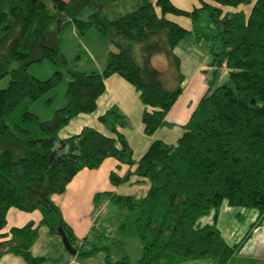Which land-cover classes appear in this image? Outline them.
Segmentation results:
<instances>
[{"label": "trees", "instance_id": "16d2710c", "mask_svg": "<svg viewBox=\"0 0 264 264\" xmlns=\"http://www.w3.org/2000/svg\"><path fill=\"white\" fill-rule=\"evenodd\" d=\"M219 6L250 5L243 11L225 13L198 0L200 6L181 10L169 0H0V257L10 254L23 264H41L30 254L39 227L59 239L60 229L76 258H88L102 248L84 250L71 228L62 220L50 197L82 169L94 170L111 158L127 170L119 177L109 172L111 186L145 181L147 189L139 199L96 193L97 203L107 199L128 210H136L133 227L141 243L139 258L123 256L104 264H181L204 260L228 264L264 221V0H208ZM252 1V2H251ZM125 7V8H124ZM205 10L215 33L205 36L215 81L224 68L225 80L208 81L183 133L173 143L153 140L136 160L117 128L124 118L110 108L97 118L109 135L93 128L58 140V132L79 114L95 110L103 93V80L116 75L137 93L142 104V132L151 136L163 126L164 116L181 93L176 44L188 33L166 15L196 21ZM72 27L78 34L94 30L114 47L105 57L100 72L66 69L59 45L60 34ZM136 45L138 56L130 48ZM161 55L174 75L171 89L165 88L163 71L150 65ZM47 59L52 74L38 80L27 67ZM63 71V73L61 72ZM67 77L64 103L49 121H38L22 107L38 100ZM213 82V83H212ZM51 97L44 103L49 104ZM62 149L57 154L54 147ZM254 210L256 216L233 245H227L215 223L221 204ZM36 211L39 220L1 230L8 209ZM211 215L209 224L201 217ZM102 235V234H97ZM84 240V239H83Z\"/></svg>", "mask_w": 264, "mask_h": 264}, {"label": "crops", "instance_id": "0c3cea01", "mask_svg": "<svg viewBox=\"0 0 264 264\" xmlns=\"http://www.w3.org/2000/svg\"><path fill=\"white\" fill-rule=\"evenodd\" d=\"M169 1L171 2V0ZM171 4L174 5L172 2ZM109 51H113V49ZM176 57L181 66L179 56L176 55ZM209 64L210 57L207 51L202 55H197L195 50H192L191 56L188 58L190 71H184L183 74L188 78V81L185 85L181 82V93L164 116V125L156 129L151 136H146L142 132L140 114L143 107L137 98V93L125 81L113 74L103 80L104 91L97 98L94 110L97 113L88 115L92 117L84 114L75 116L74 119H71L75 120L73 125L65 131L63 138L58 136V140L77 134L82 127H90L102 135H109L108 130L98 122L97 118L103 115L106 110L115 108L126 122L123 127L117 128V130L127 141L134 161L145 152L153 140L173 144L183 133L182 126L187 122L200 97L206 92L203 71L206 69L213 71L214 69ZM206 65H208V68H206ZM103 67L104 63H101L89 72H100ZM220 71L223 72L221 69ZM216 83L219 84L218 81ZM69 122L66 126L69 125ZM54 149L57 154H60L62 148L55 144ZM131 169L126 165L118 164L111 158H107L97 169H82L78 171L65 186L63 193L54 194L50 197L52 203L59 209L62 220L71 228L78 243H81L82 239L86 238L91 231L103 234L104 230H106L105 220H102L101 217L107 218L109 210L106 207L110 202L104 198L94 203L92 198L96 193L109 192L114 195L131 196L134 199H139L144 195L147 183L145 181L135 183V177H131L126 183L128 188L123 184L115 187L109 184L107 179L109 172L121 177L127 170ZM229 208L231 207H227L223 203L220 205L215 226L223 241L227 245H233L245 233L246 228L254 220L256 212L242 209H234L235 211H232ZM10 209H8L5 217L7 227L1 230L2 233H7L10 228L20 227L28 221L36 224L39 220V215L36 211L11 212L9 211ZM102 211L103 213H101ZM234 215L242 217V222L244 223L241 224L242 222L235 221ZM210 222L211 218L208 215L202 223L209 224ZM262 233H264V221L260 226L252 230L250 238L228 264H264V243L261 244L258 240L259 234ZM29 251L33 257L42 259L41 264H103L101 260L100 262L92 259L90 261L80 260L75 256L69 255L63 249L60 239L49 235L44 227L38 228L36 238ZM123 256L128 258V256L122 254L121 257ZM17 258L19 257H10V254H4L0 257V264H23L22 260ZM206 262L204 260H189L181 264H211Z\"/></svg>", "mask_w": 264, "mask_h": 264}, {"label": "rangeland", "instance_id": "374dc122", "mask_svg": "<svg viewBox=\"0 0 264 264\" xmlns=\"http://www.w3.org/2000/svg\"><path fill=\"white\" fill-rule=\"evenodd\" d=\"M150 2H154V0H150ZM171 2L176 7L184 9L186 11H190L192 8L200 6L198 0H171ZM205 2L215 7H218L221 12L220 17L225 13H233L238 11H243L244 15H246L250 8V5L222 7L208 0H205ZM166 18L179 24L181 27L188 31L186 37L179 41L173 49V52L178 55L181 60V66L179 65V72L182 75L183 85H185L188 81V78L183 74L184 71H190L188 67V58L191 56L192 50H195V53L197 55H202L205 51L208 52L209 43L206 41L205 36H212L216 31L208 18L207 11L205 10L199 11L197 19L194 22H192L188 17L171 14L166 15ZM60 37L61 43L59 45V49L61 50L63 57L66 61V69H71L75 71L77 70L80 72H89L90 70H94V68L99 64L105 63V56L107 52L112 49L114 50V47L110 45L108 41L105 40V38L99 36L92 29L87 31L85 34L81 35L78 34L72 27H66L61 32ZM130 50L132 54L137 58V46L134 45L132 49L130 48ZM166 62L167 61L161 55H155L151 58L150 65L157 70L163 71V84L165 88L171 89L174 83V75L172 73L171 68ZM206 68H208V65H206ZM54 69V66L47 59H44L39 63L30 64L27 67V72L34 78L38 80H43L48 78L52 74ZM221 70H223V72L217 70L215 81H213V77H211V70L206 69L203 71V75H205V89H207L208 81H213L214 85H217V81L221 83L225 80L226 70L224 68H222ZM61 72L63 73V71ZM6 80V77L0 80V88L4 87ZM67 80L68 79L66 75L63 74V77L61 78L60 82L55 87L43 94L38 100L23 105L22 108L27 112L34 114L37 117L38 121H49L52 117L53 112L56 109L60 108L64 103L63 95ZM49 97H51L52 100L49 101L48 105H45L44 101ZM94 113H97V111H93L91 114L84 115H94ZM73 121L75 120H71L68 126H64L62 129L59 130L58 136L60 138H63L65 136V131H67V129H69L71 125H73ZM123 185L128 188V184L125 183ZM106 209L109 210L107 218L101 217L102 220H105L106 224V230H104V233L98 236L97 233L91 231L90 234H88L87 237L84 238V240L82 239L84 244V250H89L92 246L96 248L103 247L104 249L98 250L88 258L78 259L88 261L92 259L96 262H100L101 260L104 264L105 255H108L110 259L112 258L113 260H118L123 254L128 256L129 260L132 262L137 260L140 255L141 243L138 240L133 227V219L135 218L137 213L136 210H128L112 202L108 204ZM229 209L235 211L234 209L241 208L231 207ZM242 210L254 211L247 209ZM9 211L15 212L18 210L10 209ZM101 213H103V211ZM211 215L212 213L209 214L210 218ZM205 217L207 216L201 217L198 221L202 223ZM234 219L237 222H242V217H239L237 215H234ZM243 223L244 222H242L241 224ZM6 227L7 225L5 224L3 230L6 229ZM258 240L261 244L264 243V233L259 234ZM10 257L13 256L10 255Z\"/></svg>", "mask_w": 264, "mask_h": 264}, {"label": "water", "instance_id": "95a60500", "mask_svg": "<svg viewBox=\"0 0 264 264\" xmlns=\"http://www.w3.org/2000/svg\"><path fill=\"white\" fill-rule=\"evenodd\" d=\"M60 242L62 244L63 249L71 256H75V250L68 244L66 238L62 235L60 229L57 230Z\"/></svg>", "mask_w": 264, "mask_h": 264}]
</instances>
